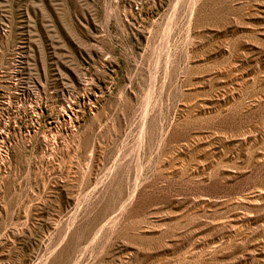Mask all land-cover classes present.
Segmentation results:
<instances>
[{"label": "rangeland", "instance_id": "1", "mask_svg": "<svg viewBox=\"0 0 264 264\" xmlns=\"http://www.w3.org/2000/svg\"><path fill=\"white\" fill-rule=\"evenodd\" d=\"M0 264H264V0H0Z\"/></svg>", "mask_w": 264, "mask_h": 264}]
</instances>
